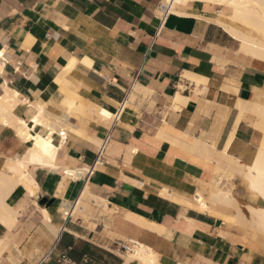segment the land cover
<instances>
[{
  "label": "crops",
  "instance_id": "crops-1",
  "mask_svg": "<svg viewBox=\"0 0 264 264\" xmlns=\"http://www.w3.org/2000/svg\"><path fill=\"white\" fill-rule=\"evenodd\" d=\"M161 2L0 0V98L3 86L17 92L12 114L31 134L51 135L57 150L56 170L28 166L32 194L0 184V264H139L125 261L127 241L159 264H264V237L243 243L225 227L233 209L208 201L216 186H233L241 206L257 197L233 160L242 173L264 143L256 117L237 107L263 94L264 61L236 54L239 41L207 2L177 5L157 33ZM123 101L104 164L62 182V172L91 165L108 133L98 110L113 115ZM35 106L61 121L65 136L30 123ZM18 136L0 123V182L33 146ZM84 186L97 217L69 213ZM197 194L212 213L197 209Z\"/></svg>",
  "mask_w": 264,
  "mask_h": 264
},
{
  "label": "bare ground",
  "instance_id": "bare-ground-1",
  "mask_svg": "<svg viewBox=\"0 0 264 264\" xmlns=\"http://www.w3.org/2000/svg\"><path fill=\"white\" fill-rule=\"evenodd\" d=\"M164 1L171 3V13L172 10L174 12L173 7L184 4L186 1H203L220 7V11L218 12L217 17L213 19V21L217 25L222 27L230 36L239 41L240 53L248 57L264 61V0ZM2 88L4 90V95L0 98V123L6 124V126H10L11 128H13L22 138V140L32 142L33 146L27 151V154L21 160L13 162L8 166L7 169L12 173L13 177L5 178V181H1L0 184L1 186H7L9 184L10 188L21 185L28 193L32 194L33 190L37 189L38 187L33 178L28 173V166L35 164L46 167L50 166L49 168L55 169L54 163L57 150L52 144L51 135L42 137L38 134H31L27 124L24 121L19 120L12 114L14 106L17 103L18 94L15 91L9 90L6 86H3ZM259 96L260 95L255 94V96H253L254 99L252 98L253 100L249 102L238 103L237 107L239 109L240 116L245 113L253 114L257 120V128H264V93L261 94L260 97ZM177 99L178 97L176 98V100ZM181 101L182 100H180V103L182 105ZM67 106H74L73 101L68 100ZM35 108L38 111V115L33 117L30 123H33L34 125H43L48 128L50 132H54L55 127H57V131L59 132V134H61V136H65V129L61 121H58L57 119H54L53 121L47 120V118L44 116L43 109L40 106H35ZM98 114L103 121H108L107 117L109 116V112L103 109H99ZM73 130L76 131V129H72V131ZM223 151L226 153V149ZM68 171H70L68 174L65 172L67 174V177L63 176V179L61 178L62 182L66 178L71 179L73 177L72 172L74 171V169ZM241 178L246 184L247 191L252 195L257 196L261 200V206H253L250 204H244L241 206V204H239L240 202L238 203L237 199H235L230 192L223 191L218 187L213 188L215 191L210 194L208 201L218 205H223L227 208H232L234 210V215L236 216L238 226L250 228L254 232H257L260 235H264V143L259 146L253 162L250 165L243 166ZM82 190V193L74 202L73 207L69 212L72 215H74V213H77L78 210H81L83 206L91 200V196L89 195L87 188H82ZM194 197V200L196 199L195 201H197V209L199 211L212 213L207 208V201L204 200L200 194H197ZM3 207L5 208V206ZM9 210L11 211V209ZM2 211L7 212L4 211V209L1 210V216L4 215ZM5 215L7 217L9 216L8 213H5ZM11 216L12 215H10V217ZM215 216H219L217 212H215ZM2 218L0 220H2ZM132 218L133 219L131 220H133L137 224H140V226H147V228L156 232H160L161 230L160 227L150 225L142 219H138L135 217ZM7 219L9 221V218ZM7 219H5L6 222ZM252 238L253 240L256 239L254 235L252 236ZM125 259L126 261L137 260L140 264H159L156 254L153 253V251L148 247L139 243H137L131 253H127Z\"/></svg>",
  "mask_w": 264,
  "mask_h": 264
},
{
  "label": "built area",
  "instance_id": "built-area-1",
  "mask_svg": "<svg viewBox=\"0 0 264 264\" xmlns=\"http://www.w3.org/2000/svg\"><path fill=\"white\" fill-rule=\"evenodd\" d=\"M171 9V3L169 2H161L157 6V19L159 21V28L157 30V33L159 32L161 26L164 24L166 18L171 14L170 12ZM125 101L121 102L120 106L118 107V110L111 115V118L108 119L110 121V128L108 130V133L104 136V138L100 141V144L98 145L94 159L91 163L90 166L86 167H80V168H75L74 171L72 172L73 177L71 180H81L85 179L87 176L91 175L92 172L97 168L100 167L104 164L105 161V156H106V150L110 141V131L114 127V124L119 120V117L124 109L125 106ZM63 175L65 176L66 173L65 171L62 172ZM70 177V176H68ZM137 244L133 241H127L122 244H120V249L125 253H131L133 248ZM60 260L63 261L65 260V256L62 255L60 256Z\"/></svg>",
  "mask_w": 264,
  "mask_h": 264
},
{
  "label": "rangeland",
  "instance_id": "rangeland-1",
  "mask_svg": "<svg viewBox=\"0 0 264 264\" xmlns=\"http://www.w3.org/2000/svg\"><path fill=\"white\" fill-rule=\"evenodd\" d=\"M176 7V6H175ZM173 7V8H175ZM173 12V10H172ZM236 54L240 55L243 57V55L241 53H238L236 52ZM264 93V92H263ZM261 96V95H260ZM111 117V114L109 113V116L107 117V119H109ZM102 119V118H101ZM234 161V164L236 165L237 163V168H238V174L241 176V169H242V165L239 164V162L237 160H233ZM229 178L230 179H234L235 176L233 174H229ZM219 186V185H218ZM217 187V186H216ZM232 189H233V186H231V189L229 190H223V191H228L230 192L233 196V192H232ZM222 190V189H221ZM252 196V194H251ZM235 198V196H234ZM236 199V198H235ZM89 201L83 206V208L81 210H78L77 213H74L73 217H77V216H81L83 218H87V217H90V218H93V217H97V213H98V210L96 208H90V205H89ZM213 203V202H211ZM252 204L250 205H253V206H261V203L259 202V199L257 197H253V201L251 202ZM215 206H217L218 204H215L213 203ZM223 206V205H222ZM234 213L233 210H230L229 211V215H232ZM219 218H221L222 216L219 215L218 216ZM223 219H225L227 222V224L230 226H227L225 224V227H227L230 231L234 232V233H237V234H240L241 236V240H243V243L244 242H247L249 240H253L252 236L254 235L256 238L261 236V237H264V235H260L259 233L257 232H254L253 230H251L250 228H246V227H240L238 226V223H237V220H236V216L233 214L232 216H229V217H223ZM230 224H229V223ZM126 261V259H125ZM131 261V260H130ZM137 261V260H136ZM140 264V263H139Z\"/></svg>",
  "mask_w": 264,
  "mask_h": 264
}]
</instances>
